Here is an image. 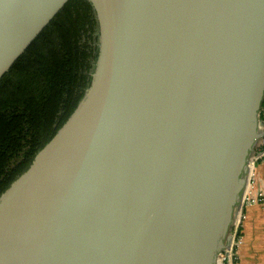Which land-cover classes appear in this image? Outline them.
<instances>
[{
    "label": "water",
    "instance_id": "obj_1",
    "mask_svg": "<svg viewBox=\"0 0 264 264\" xmlns=\"http://www.w3.org/2000/svg\"><path fill=\"white\" fill-rule=\"evenodd\" d=\"M68 0H0V78ZM98 55L0 193V264H217L264 128V0H89Z\"/></svg>",
    "mask_w": 264,
    "mask_h": 264
},
{
    "label": "trees",
    "instance_id": "obj_2",
    "mask_svg": "<svg viewBox=\"0 0 264 264\" xmlns=\"http://www.w3.org/2000/svg\"><path fill=\"white\" fill-rule=\"evenodd\" d=\"M97 33L90 1L68 0L0 78V193L77 105L98 55Z\"/></svg>",
    "mask_w": 264,
    "mask_h": 264
},
{
    "label": "crops",
    "instance_id": "obj_3",
    "mask_svg": "<svg viewBox=\"0 0 264 264\" xmlns=\"http://www.w3.org/2000/svg\"><path fill=\"white\" fill-rule=\"evenodd\" d=\"M248 187L252 194L264 196V157L255 161ZM239 238L235 264H264V201L244 207Z\"/></svg>",
    "mask_w": 264,
    "mask_h": 264
},
{
    "label": "built area",
    "instance_id": "obj_4",
    "mask_svg": "<svg viewBox=\"0 0 264 264\" xmlns=\"http://www.w3.org/2000/svg\"><path fill=\"white\" fill-rule=\"evenodd\" d=\"M261 114L262 118L260 119V127L264 128V105L261 108ZM264 157V140L261 139L257 148V154L252 160V166L250 164V173L247 177V184L246 188L244 190L240 206L238 207L239 214H238V220L237 222H234L232 231H231V240L227 248H225L219 255H221V260L220 264H235L234 263V258H235V248L237 247L238 243L240 242L239 238V230H240V224L241 220L243 217V210L244 207L247 206L248 204L255 203V202H263L264 201V196L262 192H258L257 194H252L249 191V182H250V177L252 174V169L255 161L259 158ZM219 257V256H218Z\"/></svg>",
    "mask_w": 264,
    "mask_h": 264
},
{
    "label": "bare ground",
    "instance_id": "obj_5",
    "mask_svg": "<svg viewBox=\"0 0 264 264\" xmlns=\"http://www.w3.org/2000/svg\"><path fill=\"white\" fill-rule=\"evenodd\" d=\"M251 166H252V162H251ZM249 173H250V167H249V170H248V175H249ZM238 214H239V211H237V213H236L235 222H237V220H238ZM221 258H222L221 255H219L217 264H220Z\"/></svg>",
    "mask_w": 264,
    "mask_h": 264
},
{
    "label": "rangeland",
    "instance_id": "obj_6",
    "mask_svg": "<svg viewBox=\"0 0 264 264\" xmlns=\"http://www.w3.org/2000/svg\"><path fill=\"white\" fill-rule=\"evenodd\" d=\"M233 227V226H232Z\"/></svg>",
    "mask_w": 264,
    "mask_h": 264
}]
</instances>
